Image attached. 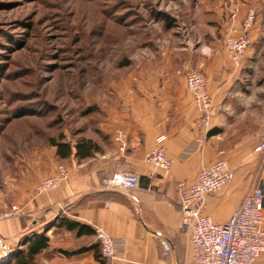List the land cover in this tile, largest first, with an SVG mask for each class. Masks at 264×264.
Returning a JSON list of instances; mask_svg holds the SVG:
<instances>
[{"label": "crops", "instance_id": "1", "mask_svg": "<svg viewBox=\"0 0 264 264\" xmlns=\"http://www.w3.org/2000/svg\"><path fill=\"white\" fill-rule=\"evenodd\" d=\"M200 7L207 29L194 40L187 31L189 41L180 55L192 58L190 64L207 77L213 104L209 123H202L185 78L176 73L180 66L149 76L134 71L121 93L102 103L98 130L77 134L94 139L100 151L82 160L74 154L61 159L52 146L55 158L43 159L38 169L11 181L15 197L5 210L18 205L21 212L0 218V263L23 235L46 230L50 245L37 264H106L95 240L99 227L126 241L111 264H196L189 233L182 227L178 183L194 181L201 169L221 158L229 161L234 178L209 194L201 208L215 222L228 220L251 188L261 186L264 191V164L254 150L264 125V0H203ZM250 8L256 12L251 43L236 67L225 38L241 32ZM117 130L124 132L125 150L113 139ZM157 144L167 148L170 169L145 161ZM60 163L68 169V178L56 189L37 193L36 185L54 175ZM118 170L138 173V186L108 189L105 180ZM58 215L79 222L85 231L59 225ZM254 264H264V252Z\"/></svg>", "mask_w": 264, "mask_h": 264}, {"label": "rangeland", "instance_id": "2", "mask_svg": "<svg viewBox=\"0 0 264 264\" xmlns=\"http://www.w3.org/2000/svg\"><path fill=\"white\" fill-rule=\"evenodd\" d=\"M202 2L0 0V211L15 197L12 180L55 158L51 137L98 130L102 103L134 71L194 65L180 54L187 31L194 40L207 29Z\"/></svg>", "mask_w": 264, "mask_h": 264}, {"label": "built area", "instance_id": "3", "mask_svg": "<svg viewBox=\"0 0 264 264\" xmlns=\"http://www.w3.org/2000/svg\"><path fill=\"white\" fill-rule=\"evenodd\" d=\"M255 18V9L250 8L242 21L241 32L238 35L229 34L225 38V48L236 67L241 65L245 51L251 43L249 32ZM176 73L185 78L186 87L201 112V121L207 125L213 104L205 73L186 61L182 62ZM113 139L121 150H125L123 131L117 130ZM254 150L264 164V125ZM144 159L161 169H170L172 165L167 148L162 144L153 146ZM68 176V169L60 163L54 175L43 178L36 185V192L46 193L56 189ZM234 176L235 172L229 161L221 158L201 169L194 181L178 183L182 227L189 233L196 264H254L256 258L264 252V191L261 186L251 188L235 206L230 218L224 222H215L201 210L206 197L221 190ZM138 183L139 175L132 170H118L105 180L108 189L125 191L135 189ZM20 212V207L13 205L8 210L0 211V218ZM95 240L99 244L102 258L107 261L106 264H111L110 261L121 256L126 242L124 239L111 237L99 227L95 228ZM164 252L167 254L168 250Z\"/></svg>", "mask_w": 264, "mask_h": 264}, {"label": "trees", "instance_id": "4", "mask_svg": "<svg viewBox=\"0 0 264 264\" xmlns=\"http://www.w3.org/2000/svg\"><path fill=\"white\" fill-rule=\"evenodd\" d=\"M166 23L169 24L167 20ZM92 111L93 107H90L85 112L90 113ZM50 144L56 147V154L61 159L68 158L74 154L78 160H82L101 150V146L94 139L83 135L76 137L74 140H69L64 133H60L58 137H51ZM56 221L59 225H65L67 229L79 228L78 233L85 231L84 225L65 215H58ZM88 232L92 233L93 230L88 228ZM19 244H24V247L16 246L12 252L6 255L4 261H8L7 257L10 254V264H37L39 256L50 245V236L46 230L40 232L31 231L20 238Z\"/></svg>", "mask_w": 264, "mask_h": 264}]
</instances>
